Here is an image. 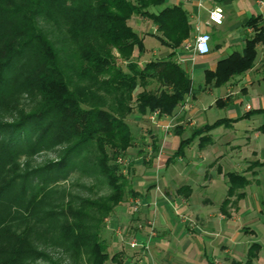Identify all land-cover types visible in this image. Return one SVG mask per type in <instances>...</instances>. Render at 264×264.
I'll return each instance as SVG.
<instances>
[{
    "label": "trees",
    "instance_id": "1",
    "mask_svg": "<svg viewBox=\"0 0 264 264\" xmlns=\"http://www.w3.org/2000/svg\"><path fill=\"white\" fill-rule=\"evenodd\" d=\"M133 15L157 26L165 56L132 59L144 49ZM190 31L186 10L165 0H0V264H32L35 240L61 247L70 264H123L101 232L125 196L136 194L120 162L136 141L126 117L135 109L171 115L184 102L192 82L173 57ZM152 79L158 86L148 88ZM54 146L56 160L19 170L20 156ZM79 163L109 191L42 207L49 184ZM229 177V195L249 181ZM260 248L252 242L246 261L233 264H252Z\"/></svg>",
    "mask_w": 264,
    "mask_h": 264
},
{
    "label": "crops",
    "instance_id": "2",
    "mask_svg": "<svg viewBox=\"0 0 264 264\" xmlns=\"http://www.w3.org/2000/svg\"><path fill=\"white\" fill-rule=\"evenodd\" d=\"M165 4L180 5L188 14L190 36L173 58L188 72L192 86L186 96L188 106L183 103L171 115H162L148 131L164 151L174 144L175 151L186 138L190 142L183 153L169 157L159 173L134 175L139 178L132 186L136 194L129 196L138 197L140 208L134 212L128 196L115 207L107 224L109 250L121 251L123 264H225L229 232L237 219L250 214V209L241 210L245 189L238 187L244 192L236 193L240 201L230 200L229 173L246 177L247 187L259 182L258 174L264 169L262 164L251 168L257 161L264 162V0H165ZM214 8L223 12L221 24L209 19ZM131 19L138 33L148 32L142 34L145 44L155 39L163 45L158 48L163 56L169 52L154 23L137 15ZM200 31L211 35L210 50L204 55L184 47ZM155 174L158 179L142 180ZM234 201L237 218L226 209ZM241 226L242 237H256L252 224ZM133 239L141 244L131 247ZM252 242L261 245L254 259L260 261L264 245L258 239ZM241 243L244 257L251 243Z\"/></svg>",
    "mask_w": 264,
    "mask_h": 264
},
{
    "label": "rangeland",
    "instance_id": "3",
    "mask_svg": "<svg viewBox=\"0 0 264 264\" xmlns=\"http://www.w3.org/2000/svg\"><path fill=\"white\" fill-rule=\"evenodd\" d=\"M132 22L133 21L130 18L129 24L131 26L133 24ZM147 33L148 32L146 31H142L139 34L141 36L142 34L145 36L147 35ZM144 36L142 37L144 38ZM190 41L192 42V39L187 40L184 43V45L189 43ZM162 46L163 45H161L155 39L152 41H148L147 39L146 44L144 43V49L142 51H138L136 48L132 55V59L144 63L148 58H161L164 54L158 48H163ZM186 50H190V49H186ZM114 53L117 55L116 51H114ZM120 63L121 65H124L122 61H120ZM157 86L158 83L156 82V80L154 79L150 80V84L148 85V88H155ZM183 103L186 104L185 105L186 108L189 103L188 98H185ZM183 103L179 106L180 108L183 106ZM180 110L181 109H179V111ZM149 115L150 117L152 116L151 118L153 119H150ZM161 116L162 115L158 114V112L156 111L148 112L147 114L142 116L135 109L133 113L129 114L126 117V121L128 122L132 130V133L135 136L136 141L134 142L133 146H130L128 148L126 156H124V158L122 157L120 162L121 165L123 166L122 172L123 174L127 175L128 182L129 183L131 182L132 186L134 184V181L139 179L134 177L136 173L138 174L141 173V175H143V173L148 171H152V172L155 171L157 173L159 170L163 168L164 164L167 162V159L173 156L172 154L174 150L172 149H175L176 147L175 144L171 146L169 150L164 151L163 145L158 143L159 144L158 149L154 150L153 147L154 143L153 140L150 138V134H149L150 132L148 131L149 130L148 128L152 129V127L158 123L159 117ZM185 120H189L188 117L185 118ZM158 144L156 143V145ZM58 148H60V146H54L47 151H40L33 153L31 156H26V155L20 156L19 157L20 163L23 164L26 163L27 165L26 164L25 166L22 165L19 170L22 172L24 168L28 166L34 167L38 165H43L48 160H56L59 155V152L57 151ZM261 164L264 165V163L257 161L255 163V166L252 165L251 168L258 167ZM225 169H227V167ZM87 170L88 169H85V167H83V165L79 163L76 166H74L73 170L69 175L62 177L61 179H59L58 182H51V184H49L48 186L49 188H47L48 194H46V197L47 196L48 197L47 198L45 197L42 207L45 206L53 207V205L55 206L61 198L63 199L69 198V196H72L73 198L76 196L94 197L97 194L107 193L109 191V187L106 184V182L102 179H99V177L95 174V172L92 173L91 171L89 170L87 171ZM157 175L155 174L154 176H150V177L149 176L147 177L146 175L143 176L142 180L150 182V180L152 179H158L159 177ZM258 181L259 182L256 184L251 183L247 187L240 188V190L245 189V195H244L245 197L241 203V210L244 208L250 209L249 210L250 214L249 216L246 215L243 216V218L237 219L238 221H236L237 224L235 228L229 232V240L226 243L227 244L226 246L229 248L228 251L229 256L227 261H225V264H233V262L236 261H240L241 263H244L246 261L247 256L243 257L241 253L242 251V248H240L242 246L241 242H243V244L246 243V246H248L252 241L258 239L262 243V245H264V169H262L261 173L258 174ZM237 191L238 188L235 189L234 194L232 193V195H230L231 201L237 200L238 198L236 194ZM42 195L43 193L40 194V197ZM129 195L132 194H127L125 198L128 196L129 199L131 197ZM130 199L132 203L131 205L133 206V201L138 199V197L132 196ZM237 203H238L237 201H234L226 208L228 209L229 212H234L233 215H231V213L230 215L236 218L239 216V213L236 210ZM110 215L106 217L105 226L101 232L102 237L106 238V240L110 239L108 238L109 235L107 234V232H109L107 231V224ZM259 219H261V222H253L254 220H259ZM245 223L249 225L252 224L251 227L255 230L256 237L253 234L242 237V234L239 233V231L242 228L241 225ZM248 228L249 226L246 227L247 231ZM252 228L250 230H252ZM249 233L251 232L249 231L247 234ZM237 235H239V237H237ZM233 237H236L235 240H233ZM217 245L219 246L220 244L218 243ZM237 245L239 246L240 249L237 250L238 252L234 250L235 246ZM34 246L36 247L37 253L34 255L33 259L31 260L32 264H49L50 261L61 264H70L71 262V258L68 257L69 254L65 252V250H62L61 247H58L57 245H52L49 242H44V241L41 242L35 240ZM261 258L262 259L260 261H257L258 259H256L254 262L257 264L264 263V255H262Z\"/></svg>",
    "mask_w": 264,
    "mask_h": 264
},
{
    "label": "built area",
    "instance_id": "4",
    "mask_svg": "<svg viewBox=\"0 0 264 264\" xmlns=\"http://www.w3.org/2000/svg\"><path fill=\"white\" fill-rule=\"evenodd\" d=\"M209 19L214 23L221 24L223 20L222 10L220 8H214L213 10H211L209 12ZM210 41H211V35L208 32L200 31L195 34V36L192 39V42L190 41L189 43L185 44L184 47L186 49L192 50L195 54L204 55L210 50ZM139 208H140V200L136 199L135 201H133L132 210L136 212L139 210ZM151 226H153L152 223ZM129 244L131 247H138V245H140L141 243H139L136 239H134L131 240Z\"/></svg>",
    "mask_w": 264,
    "mask_h": 264
}]
</instances>
